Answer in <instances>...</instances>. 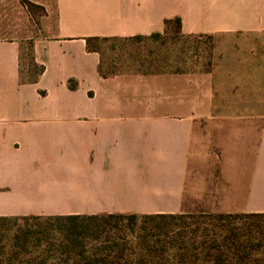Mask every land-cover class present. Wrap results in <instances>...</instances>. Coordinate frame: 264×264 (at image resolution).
<instances>
[{"label":"crops","instance_id":"0c3cea01","mask_svg":"<svg viewBox=\"0 0 264 264\" xmlns=\"http://www.w3.org/2000/svg\"><path fill=\"white\" fill-rule=\"evenodd\" d=\"M27 1L44 12H28L30 30L52 37L33 45L34 82L21 43L0 41V217L176 215L189 190L212 213L264 214V109L247 114L258 118L244 154L189 179L211 79L206 90L188 72L105 77L87 44L163 35L175 20L188 36L250 37L260 43L244 45V83L264 93V0Z\"/></svg>","mask_w":264,"mask_h":264},{"label":"trees","instance_id":"16d2710c","mask_svg":"<svg viewBox=\"0 0 264 264\" xmlns=\"http://www.w3.org/2000/svg\"><path fill=\"white\" fill-rule=\"evenodd\" d=\"M174 22L181 33L182 21L175 20L163 35ZM111 39L117 38L88 39V49L99 53L92 43ZM191 219L178 213L0 217V264H264V214L211 216L221 223L210 227Z\"/></svg>","mask_w":264,"mask_h":264},{"label":"rangeland","instance_id":"374dc122","mask_svg":"<svg viewBox=\"0 0 264 264\" xmlns=\"http://www.w3.org/2000/svg\"><path fill=\"white\" fill-rule=\"evenodd\" d=\"M19 5L26 6L23 9ZM28 12L38 16L44 14L41 8L27 0H0V41L21 43L22 75L24 79L31 80L40 71V66L33 63V45L36 39H51L52 35L51 30H30L35 23L26 19ZM168 31V35L158 38L94 42L91 49L100 53L102 73L106 76L188 72L189 76L198 75L199 84L206 90L209 87L206 83L204 85V79L205 82V77L211 79L213 115L205 116L201 124L203 132L198 135L199 141L194 142L189 164L190 179L197 171L218 172L220 159L229 165V158L244 154L247 147L243 137L249 129V120L258 118L247 114L251 109H264V99L259 98L264 93H261V84L244 83L246 53L243 50L244 45L260 42L244 36H188L179 32L175 22ZM197 103L200 104L199 101ZM203 105L207 107L209 101L207 105V100H204ZM195 197L189 190V203L182 213L193 217L188 222L210 227L221 223L211 216L228 215L205 210L195 203Z\"/></svg>","mask_w":264,"mask_h":264}]
</instances>
